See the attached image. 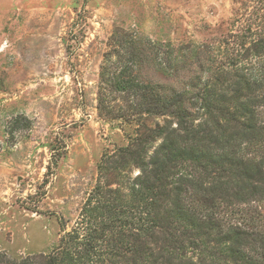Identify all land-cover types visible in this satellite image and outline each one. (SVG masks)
<instances>
[{
	"label": "trees",
	"instance_id": "1",
	"mask_svg": "<svg viewBox=\"0 0 264 264\" xmlns=\"http://www.w3.org/2000/svg\"><path fill=\"white\" fill-rule=\"evenodd\" d=\"M246 7L210 42L113 28L96 110L126 143L57 245L0 264H264V0Z\"/></svg>",
	"mask_w": 264,
	"mask_h": 264
},
{
	"label": "rangeland",
	"instance_id": "2",
	"mask_svg": "<svg viewBox=\"0 0 264 264\" xmlns=\"http://www.w3.org/2000/svg\"><path fill=\"white\" fill-rule=\"evenodd\" d=\"M248 3L0 0V254L57 245L76 225L101 154L126 143L96 110L113 28L174 44L210 42L235 27Z\"/></svg>",
	"mask_w": 264,
	"mask_h": 264
}]
</instances>
